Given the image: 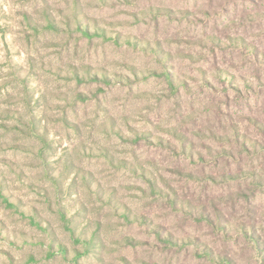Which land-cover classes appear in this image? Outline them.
<instances>
[{"label":"rangeland","instance_id":"374dc122","mask_svg":"<svg viewBox=\"0 0 264 264\" xmlns=\"http://www.w3.org/2000/svg\"><path fill=\"white\" fill-rule=\"evenodd\" d=\"M0 264H264V0H0Z\"/></svg>","mask_w":264,"mask_h":264}]
</instances>
